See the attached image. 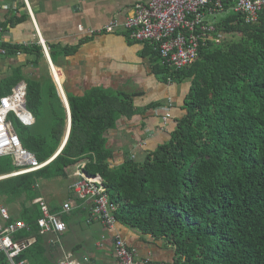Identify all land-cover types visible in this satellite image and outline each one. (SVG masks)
I'll use <instances>...</instances> for the list:
<instances>
[{"label":"trees","instance_id":"1","mask_svg":"<svg viewBox=\"0 0 264 264\" xmlns=\"http://www.w3.org/2000/svg\"><path fill=\"white\" fill-rule=\"evenodd\" d=\"M229 14L217 26L232 41L206 44L192 67L173 70L169 77V67L156 66V72L189 84V90L185 114L176 118L169 140L144 160L131 157L119 169L110 166L114 155L105 134L121 118H131V95L66 92L71 131L61 153L44 169L0 180V204L17 209L10 222L28 225L17 239L38 236L19 260L44 264L45 241L37 225L43 213L35 203L40 188L70 181L85 164L88 176L102 177L118 222L174 248L173 264H264V13L253 24ZM20 50L30 52L11 48ZM34 52L38 59L44 56L40 45ZM42 72L38 80H26L14 69L0 83V99L25 80V107L35 124L24 126L16 119L14 130L22 146L45 162L65 137L67 114L53 78ZM14 170L11 156L0 158V176ZM47 204L52 213L61 211L54 199ZM68 216L62 218L68 221Z\"/></svg>","mask_w":264,"mask_h":264},{"label":"crops","instance_id":"2","mask_svg":"<svg viewBox=\"0 0 264 264\" xmlns=\"http://www.w3.org/2000/svg\"><path fill=\"white\" fill-rule=\"evenodd\" d=\"M148 2L149 0H27L30 14L25 0H0V28L5 32L2 43L9 47L7 55L0 56V83L14 69H19L26 80H38L39 75L32 72L39 69L47 70L52 75L44 53L38 59L34 52L35 47L39 46L36 24L49 50L56 71L55 77L61 83L60 91L58 86L57 91L67 114L66 134L58 151L66 142L70 127V107L66 92L82 97L94 89H102L132 96L134 113L131 118H121L116 127L105 134L107 145L114 155L110 161L113 169H119L131 157L144 160L150 151L169 140L176 118L185 114L183 105L189 84L167 80L163 74L156 72V66H162V63L149 44L134 41L126 31L87 37L78 30L79 26L100 29L112 21L122 23L131 15L136 5ZM23 45H28L30 52L20 50V55H17L18 51H11V48ZM42 62H45V66ZM9 69L11 74L5 76L4 73ZM53 81L55 82L54 78ZM22 83L26 85L25 80L19 84ZM49 100L53 101L52 98ZM170 102L173 105L172 118L164 121V108ZM76 172L77 170L73 173L74 180L53 181L57 184L67 182V190L60 195H64L62 198L47 191L38 197L45 201V198L48 201L54 199L61 211L67 202H71L73 207L70 212L63 214L69 215L68 221L62 218L68 230L60 237V243L52 245L50 241L56 238L53 234L39 233L45 241L44 264H60L68 257L82 264H120L115 253L116 237H121L136 251L140 262L151 259V264L174 263L175 249L160 240L143 235L119 222L113 227H107L101 221L89 224L87 220L90 206L82 200V203H78L80 199H72L70 194L71 186L76 181ZM10 215L13 216L12 213ZM37 239L38 236L33 234L18 240H35V244Z\"/></svg>","mask_w":264,"mask_h":264},{"label":"built area","instance_id":"3","mask_svg":"<svg viewBox=\"0 0 264 264\" xmlns=\"http://www.w3.org/2000/svg\"><path fill=\"white\" fill-rule=\"evenodd\" d=\"M25 2L31 14L27 0ZM229 12L242 15L248 24L256 23L260 15L264 13V0H149L148 3L136 5L131 15L122 23L112 21L100 29L79 26L78 30L87 37L126 31L134 41L149 44L159 55L162 66L180 71L189 69L195 64L199 59L201 48L206 44L222 43V37L226 34L218 31L217 16ZM35 30L56 85L60 88L61 83L55 77L56 71L53 68L49 50L36 24ZM3 34H5L4 29L0 28V56L7 55L9 50V47L2 43ZM16 54L20 55V51ZM26 88L25 84H19L9 95L0 99V158L11 156L16 166V170L0 176V180L44 169L61 152L60 149L45 162H40L35 154L22 146L10 116L14 115L24 126L35 124V117L25 107ZM172 108L171 102L164 108V121L172 118ZM84 167L85 164H82L77 169L74 175L76 181L71 186V191L77 199L90 206L87 220L89 224L101 221L107 227H113L118 223L115 216L117 207L110 201L102 177L88 176ZM35 203L41 206L43 213L37 222L41 233L53 234L56 237L50 241L52 245L60 243V237L68 230L62 215L72 210V203H65L62 211L58 213H52L43 198L37 199ZM0 219V254L5 256L7 264H29L27 260L18 258L22 252L34 244L35 240L17 239V234L27 230L28 225L25 221L10 222V212L2 206H0ZM115 253L120 264H151L152 261L151 259L138 261L136 251L131 249L121 237L115 239ZM60 264L82 263L68 257Z\"/></svg>","mask_w":264,"mask_h":264},{"label":"rangeland","instance_id":"4","mask_svg":"<svg viewBox=\"0 0 264 264\" xmlns=\"http://www.w3.org/2000/svg\"><path fill=\"white\" fill-rule=\"evenodd\" d=\"M229 13H231V12H229ZM229 13H225V14H220L219 16H217V20H218V22H221L224 18H226V17H228L230 14ZM233 40V36L232 35H223V37H222V43L223 44H225V43H229L230 41H232ZM43 61H45V60H43ZM46 63H48V62H46ZM42 64L45 66V62H42ZM45 68H48V67H45ZM44 69V68H43ZM50 69V68H49ZM51 70V69H50ZM172 73H173V69H171V68H167L166 70H165V74H166V76H170V75H172ZM5 76H9L10 74H11V69H9V70H7L5 73ZM32 74H38L39 76L40 75H43V72L39 69V70H37L36 72H32ZM31 74V76H33ZM52 76V75H51ZM45 97H47L46 96V94H45ZM15 116H10V120H11V122H12V125L14 126V125H16L17 124V120H16V117L14 118ZM67 182L66 183H64V184H57V183H55V182H51L49 185H48V188L46 189V190H44L43 191V189L42 188H40V191H41V193L42 192H45V191H47V192H49L51 195H54V194H56V197H63V196H60L61 195V193H63L65 190H67ZM67 192V191H66ZM61 198H59V200H61ZM46 199V201L48 202V199L47 198H45ZM4 206V205H3ZM5 208H7V209H9L10 210V213H12L13 215H15L16 216V214H17V209H15V208H11V207H9V206H4ZM0 264H7V260L5 261V260H2V261H0Z\"/></svg>","mask_w":264,"mask_h":264},{"label":"water","instance_id":"5","mask_svg":"<svg viewBox=\"0 0 264 264\" xmlns=\"http://www.w3.org/2000/svg\"><path fill=\"white\" fill-rule=\"evenodd\" d=\"M59 91H60V88L58 87ZM69 118H70V127H69V130H68V136H67V139H66V142L63 144V146L61 147V151L63 150V148L65 147L67 141H68V137H69V134H70V131H71V114L69 112ZM61 153V152H60Z\"/></svg>","mask_w":264,"mask_h":264}]
</instances>
